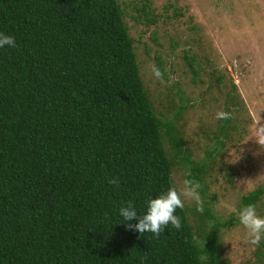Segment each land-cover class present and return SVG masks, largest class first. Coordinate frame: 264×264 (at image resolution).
<instances>
[{
	"label": "trees",
	"instance_id": "trees-1",
	"mask_svg": "<svg viewBox=\"0 0 264 264\" xmlns=\"http://www.w3.org/2000/svg\"><path fill=\"white\" fill-rule=\"evenodd\" d=\"M0 33L16 42L0 48V264H225L216 233L234 218L211 223L207 202L177 209L181 229L159 238L127 227L176 185L175 164L200 192L209 165L157 114L119 1L0 0ZM262 196L264 186L238 209ZM129 203L138 215L127 222Z\"/></svg>",
	"mask_w": 264,
	"mask_h": 264
},
{
	"label": "rangeland",
	"instance_id": "rangeland-1",
	"mask_svg": "<svg viewBox=\"0 0 264 264\" xmlns=\"http://www.w3.org/2000/svg\"><path fill=\"white\" fill-rule=\"evenodd\" d=\"M118 1L157 114L175 120L190 158L209 165L200 195L215 216L211 223L234 218L216 233L225 264H264V242L250 244L236 214L225 206L238 209L243 195L264 186V146L255 139L258 126H264V0ZM186 54L195 56L196 73ZM157 55L161 79L152 72L159 68ZM220 110L232 113L226 136L224 120L215 119ZM186 170L183 162L173 166L178 188ZM185 205L195 212L194 200ZM256 208L264 217V196ZM191 212V224L200 228Z\"/></svg>",
	"mask_w": 264,
	"mask_h": 264
},
{
	"label": "clouds",
	"instance_id": "clouds-1",
	"mask_svg": "<svg viewBox=\"0 0 264 264\" xmlns=\"http://www.w3.org/2000/svg\"><path fill=\"white\" fill-rule=\"evenodd\" d=\"M15 39L11 36L0 33V48L5 46L15 47ZM154 76L161 79L164 73L161 69L153 67ZM217 120H230L232 113L229 111L220 110L215 114ZM258 144L264 146V126H258V134L255 136ZM186 176H191V172L186 171ZM108 183L119 186V179L110 177ZM201 184L194 179H185L183 187L178 188L172 184L168 190L160 196L150 199L147 204V210L141 214L137 223H128L127 227L137 231L143 236L145 233H151L156 238H159L165 228L169 225L179 230L182 227L181 218L176 214L177 209L183 210L185 200H194L196 210L203 213V200L200 195ZM231 213H235L240 225L246 230L248 242L254 246H259L264 242V217L258 215L255 204L249 203L240 209L233 205H225ZM123 221H133L137 219L138 211L129 203L119 210Z\"/></svg>",
	"mask_w": 264,
	"mask_h": 264
}]
</instances>
